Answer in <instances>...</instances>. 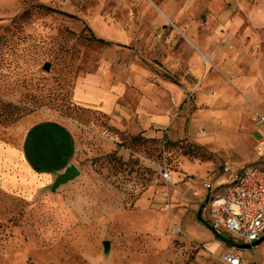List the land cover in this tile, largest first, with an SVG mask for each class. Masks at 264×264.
Instances as JSON below:
<instances>
[{"label": "rangeland", "instance_id": "374dc122", "mask_svg": "<svg viewBox=\"0 0 264 264\" xmlns=\"http://www.w3.org/2000/svg\"><path fill=\"white\" fill-rule=\"evenodd\" d=\"M263 44L264 0H0V264H219L190 189L161 170L256 159ZM235 48L245 57L228 70ZM196 62L239 102L197 105ZM178 119L193 131L173 141ZM247 261L264 264V240Z\"/></svg>", "mask_w": 264, "mask_h": 264}, {"label": "built area", "instance_id": "2783aa9c", "mask_svg": "<svg viewBox=\"0 0 264 264\" xmlns=\"http://www.w3.org/2000/svg\"><path fill=\"white\" fill-rule=\"evenodd\" d=\"M191 97L189 93L187 99ZM252 121L255 127L264 128V115L259 111H254ZM256 154L257 160L251 164L225 162L213 176L199 180L182 177L198 196L197 220L223 247L219 264H248V251L264 240V136L257 143ZM161 174L167 185L175 184L168 170Z\"/></svg>", "mask_w": 264, "mask_h": 264}, {"label": "crops", "instance_id": "0c3cea01", "mask_svg": "<svg viewBox=\"0 0 264 264\" xmlns=\"http://www.w3.org/2000/svg\"><path fill=\"white\" fill-rule=\"evenodd\" d=\"M232 15L231 14H227L224 18V22L226 21H231L232 19ZM199 51H201V53L208 56V58H210L209 60H211L212 62L216 63L220 57H221V51L217 48V50L215 51H210L204 42L202 41H195V45H194ZM261 47H264L261 45ZM205 51V53H204ZM245 57V52L244 50H237L232 49L231 51H227V61L224 62V67H226V69L228 70H235L236 66L238 63H240L241 61H243ZM197 63V62H196ZM193 65V64H192ZM194 68H198L199 70L203 68H205V73H201L200 79H199V83L197 85V88L200 89V93L195 101V103L197 105H202L203 101H206L205 103H208L209 105H212L213 107H215V109L220 110L223 108H227V107H231L233 105H235L236 103L239 102L237 95L235 94L234 90H233V86L231 84H229L227 82V80L223 77V75H221L219 72L216 71H210V69L208 70L207 65L203 66V64H201L199 62V64L197 63V65H193L192 69ZM235 85L238 87H246L247 85H249L247 82L242 81V79H237L235 82ZM234 85V86H235ZM202 86V87H201ZM253 89L257 88V84L253 83L252 84ZM215 92L216 95L215 96H209L208 93L209 92ZM176 94V98L178 99V101H180L179 99H181V97L184 95V89L183 88H178L177 90L174 91ZM191 92V90L189 91ZM188 92V93H189ZM173 102H175V98H173ZM180 103V102H178ZM177 106H180V104H177ZM170 106V104H169ZM168 107V106H167ZM205 108V107H204ZM206 109V108H205ZM157 124H166V120L164 119V117H158V120H156ZM186 123L185 121H182L181 119L178 120H174L173 123L171 124V129H166V134L167 137L170 140H177L179 138H185L187 136H190L191 131H193L192 127L193 124L190 123L188 124V126L186 127ZM149 133H153L155 134L158 138H160L164 132H155L154 130H149ZM38 135H41L42 132H40V130H38L36 132ZM253 136L255 139V146L253 148V153L256 156V159L252 162H249L247 164H251L253 162H255L257 160V154H256V146L257 143L259 141V139L261 137L264 136V128H257L253 125ZM51 138H48V140L50 141ZM250 144H246V148H250ZM246 164V165H247ZM180 168L183 169L186 173L185 176H189L191 179H200V178H205L207 177L208 173H206L205 175H200L199 171H200V167L196 166L192 163H182L180 165ZM188 172H192L189 173ZM183 174V172L178 171L177 173H173V180L176 183H183V185L185 187L188 188L189 184L187 183V181H182V177L180 178L179 176H181ZM184 177V175H182ZM221 179L217 180L216 183L218 184L220 182ZM191 191V190H190ZM192 193V197H193V201H196L198 199V196L191 191ZM197 206V205H196ZM197 208V207H196Z\"/></svg>", "mask_w": 264, "mask_h": 264}, {"label": "water", "instance_id": "95a60500", "mask_svg": "<svg viewBox=\"0 0 264 264\" xmlns=\"http://www.w3.org/2000/svg\"><path fill=\"white\" fill-rule=\"evenodd\" d=\"M77 175L76 170H69L66 174V180H70Z\"/></svg>", "mask_w": 264, "mask_h": 264}, {"label": "trees", "instance_id": "16d2710c", "mask_svg": "<svg viewBox=\"0 0 264 264\" xmlns=\"http://www.w3.org/2000/svg\"><path fill=\"white\" fill-rule=\"evenodd\" d=\"M102 43H106V42H104V41H101Z\"/></svg>", "mask_w": 264, "mask_h": 264}]
</instances>
